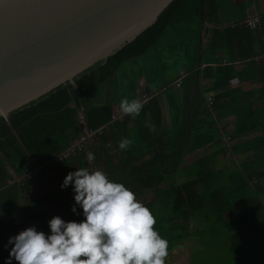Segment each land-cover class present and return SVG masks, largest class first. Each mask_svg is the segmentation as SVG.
Masks as SVG:
<instances>
[{"label": "trees", "instance_id": "16d2710c", "mask_svg": "<svg viewBox=\"0 0 264 264\" xmlns=\"http://www.w3.org/2000/svg\"><path fill=\"white\" fill-rule=\"evenodd\" d=\"M219 1L173 0L153 26L115 55L77 76L75 85L64 84L14 111L8 119L0 118V264H4L7 256L3 245L9 235L30 225L47 233V220L53 215L65 220L83 218L69 210L73 203L71 185L64 189L59 185L64 175L75 168L92 169L84 159L85 153L77 152L55 167L47 164L80 134L79 112L83 113L89 129L100 130L91 150L95 154L93 168L102 169L110 179L125 183L153 211L154 227L168 240L169 253L198 240V246L190 247V254H196L217 243L213 237L216 235L220 244L217 250L222 252L221 264H264V175L253 186L249 183L264 170V135L256 139L257 147L251 148L255 157L245 160L234 172L224 174L216 170L210 159L214 154L190 165L189 173L179 171L183 156L220 142L217 126H223L230 116L235 117L233 139L264 132V105H257L251 100V93L243 91L240 85L230 88L235 79L236 84L264 79V58L262 63L254 60L264 54V18L260 16L258 24L261 31L246 25L252 16L245 14V6L233 7L236 18L232 22L226 17L222 19L220 15L229 16L230 11L222 10ZM204 37L207 44L201 53ZM219 54L226 57L227 64L213 71L207 64L217 62ZM132 62L141 63L140 73H129L128 64ZM236 62L242 66H233ZM204 64L206 68L202 72ZM182 65L187 71L183 72L184 76L179 73ZM121 74L124 77L120 80ZM142 75L147 85L156 88L176 78L183 87L181 104L175 102L174 91L166 88L174 112L170 133L165 136L163 107L158 95L143 104L138 116L127 115L123 122L113 121L114 104L119 105L121 98H136ZM206 76L212 83L200 89V81ZM119 81L124 85H118ZM110 86L115 89L113 95L107 93ZM211 93L215 94V102L210 109L206 97ZM145 120L154 125L153 131L145 126ZM108 134L116 142V151L121 137L132 140L127 150H120L127 161L113 164L104 160L103 147ZM154 146L165 154L137 165L140 155ZM221 149L226 152L229 147L224 144ZM230 149L233 154L241 151L237 144ZM35 169L38 170L32 177L57 172L60 179L51 181L55 182L51 193L28 200L26 194L32 183L28 175ZM166 174L170 178H165ZM175 174L178 175L172 176ZM166 183L167 187L163 188ZM63 200L64 206L52 207Z\"/></svg>", "mask_w": 264, "mask_h": 264}, {"label": "water", "instance_id": "95a60500", "mask_svg": "<svg viewBox=\"0 0 264 264\" xmlns=\"http://www.w3.org/2000/svg\"><path fill=\"white\" fill-rule=\"evenodd\" d=\"M173 0H0V118L105 61Z\"/></svg>", "mask_w": 264, "mask_h": 264}, {"label": "clouds", "instance_id": "9594fccd", "mask_svg": "<svg viewBox=\"0 0 264 264\" xmlns=\"http://www.w3.org/2000/svg\"><path fill=\"white\" fill-rule=\"evenodd\" d=\"M142 108L136 98L119 101L120 111L132 117ZM145 126L154 130L148 120ZM131 144L130 138L121 137L117 147L127 150ZM84 159L93 161L95 154L89 151ZM69 185L73 198L69 210L83 218L53 215L47 220V233L30 225L9 235L3 245L4 264H166L168 240L154 227L153 211L130 187L87 166L64 175L59 187Z\"/></svg>", "mask_w": 264, "mask_h": 264}, {"label": "crops", "instance_id": "0c3cea01", "mask_svg": "<svg viewBox=\"0 0 264 264\" xmlns=\"http://www.w3.org/2000/svg\"><path fill=\"white\" fill-rule=\"evenodd\" d=\"M219 2H220L222 10L229 9V11H230L229 16H226L225 13L224 14L222 13V15H220V18L225 19V17H226L227 19L231 20V22H232V20L234 18H236L235 16H233V14H234L233 10L235 8H241L242 6L241 7L238 6V0H229V1L220 0ZM233 7H235V8L233 9ZM245 8H246L245 14L247 16L257 15V16H262V18H264V0H250L248 2V4L245 5ZM255 30L261 31V26ZM260 40H263V39L261 38ZM203 41H204V44H203V47L201 49V53H204V51H205V46L207 44L206 37L203 38ZM255 51L256 52L258 51L260 53V49L255 48ZM259 55H257V57H255L254 60L257 63H262V61H263L262 58H264V54L261 53ZM217 60H218L217 61L218 63L214 62V63L207 64V65L211 66L213 71L219 65L227 64L226 63V57L223 54H219L217 56ZM140 65H141V63L139 65L134 64V62H132V64L129 63L128 64L129 73L135 74L138 71L140 73ZM205 65L206 64H204L201 67L202 72L206 68ZM233 66H235L236 68H240L242 66V64L239 62H236L233 64ZM181 72H187L184 65H182L179 68V73H181ZM179 73H178V77L180 76ZM173 79H174V77H172V80ZM176 80L178 81V79L176 78L173 81H169V83L165 82L164 84H162L158 88H156V86L153 87V85H147L146 77L144 75H142L140 77V80L138 82V86L136 88V93H135L136 98L139 99L142 102V104H146L151 98H153L154 96H157V95H158L157 97H159L161 99V105L163 107V115H164V117H163L164 127L162 128L163 136L170 133L169 130L171 129L172 114L174 112L173 107H171V105L168 101L170 98L168 96H166V94H168L166 88L170 87L174 91L175 102L177 104H181L184 102V96H183L184 90L182 89L183 87L177 86ZM211 83H212L211 79L208 76H206V78H203L200 81L199 88L205 89V88L209 87L211 85ZM236 83H237V80L236 79L233 80L231 82V86H233V87H230V88H234L235 86L240 85L241 88L243 89V91L251 93V95H252L251 100L256 101L257 102L256 104L259 106L264 105V79L263 80H257L256 79V80L248 81L245 83H238V84H236ZM262 88H263V90H262ZM190 90L193 91V87ZM214 95L215 94L211 93V94H208L207 97L208 96H214ZM144 98H146V99H144ZM262 107H264V106H262ZM113 117H114L113 121H118V122H123V120L125 118H127V114H123L120 111L119 105L117 102L114 104V107H113ZM234 121H235V117L230 116V117L225 119L223 126H220V125L217 126L218 131H219V135H220V142L217 143V141H215V142L211 143L210 145H208L207 147H204V148L199 149L193 153H189V154L183 156V158L181 159L180 164H179L180 173H185V170L188 171V167L190 165H192L196 161H199V160H201V159H203V158H205L211 154H214V156H210V159H211V161H214L216 170H222V172L224 174L238 170V168L241 166L240 165L241 163H243L245 160H248L252 157H255V152H253V150H251V148H253V146L255 148L257 147L258 144H256V143L258 141H256V139L258 137L264 135V132L263 131H256V132H252V133L248 134L247 136H243L241 138L239 137L237 139H233L234 138L233 136L235 134ZM131 127H132V124L129 125V129ZM163 142H165V143L167 142V137L163 138ZM115 143L116 142H113V140H112V136L110 137V135L108 134V138L106 140L105 147H103V150L105 151V152H103L104 160L106 162H111L113 164H116V162L127 161L122 156L120 150L119 151L115 150V146H116ZM224 144L229 147V149L226 152L221 149ZM236 144L239 146L241 151L238 154H233L232 150L230 149V146H233ZM160 154H165L164 150L160 151V148L154 146L153 149L149 148L148 151H146L144 154L140 155V157L136 160L135 163L137 165H142V164L148 163V161H150L153 158L160 159L162 157V156L161 157L159 156ZM258 154H260V153H258ZM187 173H189V171ZM58 175L59 174L57 172L50 173L49 175L46 173L45 174L40 173L39 175L37 174L36 176L31 177L30 180H32V183L29 186L30 189L26 194L27 199H28L30 193L33 190L37 189L38 185L48 184L53 179H56V181L58 179H60V177ZM177 175L178 174H175L172 176H177ZM262 175H264V170L262 172H258L256 174V176H253L250 179V182H249L250 185H252L253 183H258V179H260V177ZM164 177L170 178V176L167 174ZM188 177L189 176L187 175V178ZM184 179H185V176L183 175L182 180H184ZM51 183H53L51 189H48V191H46L47 188L42 189L44 192L40 190V192H43V193L38 195L37 197L33 196V198H35V199L41 198L42 196L47 195V194L51 193L53 190H55V182H51ZM166 187H167V183L163 186V188H166ZM40 188H44V186H40ZM28 200H30V199H28ZM57 203H59V202L53 203L52 207L57 209L60 205L64 206V204H65L64 200L59 205H57ZM262 206H263L262 208H264V202H263Z\"/></svg>", "mask_w": 264, "mask_h": 264}, {"label": "rangeland", "instance_id": "374dc122", "mask_svg": "<svg viewBox=\"0 0 264 264\" xmlns=\"http://www.w3.org/2000/svg\"><path fill=\"white\" fill-rule=\"evenodd\" d=\"M250 0H238V6H245L248 4ZM124 77V74H121L119 76L120 80ZM118 85H124V83L121 81L118 82ZM131 85V83H130ZM111 87V86H110ZM115 89L113 87L107 89V93H110L113 95V91ZM122 90V89H120ZM118 95V93H117ZM119 96V95H118ZM50 173H48L49 175ZM53 183H48V184H40L37 186L36 190H33L28 199H32L33 196L37 197L38 195L42 194L44 191L42 189H48L52 188ZM40 186H44V188H40ZM43 191V192H40ZM199 228V227H198ZM217 243H213L214 245L212 246H207L206 249H204L201 252H198L196 254L191 255L190 254V249L193 247L198 246V240L191 241L190 243L187 244V246H180L177 247L175 250L169 253L168 257L166 258V262L170 264H221L223 262L222 259V252H218V246L219 244V238L218 236L214 235L213 236ZM191 247V248H190ZM216 249V250H215ZM192 260V261H191Z\"/></svg>", "mask_w": 264, "mask_h": 264}, {"label": "built area", "instance_id": "2783aa9c", "mask_svg": "<svg viewBox=\"0 0 264 264\" xmlns=\"http://www.w3.org/2000/svg\"><path fill=\"white\" fill-rule=\"evenodd\" d=\"M260 23V16H252L246 21V25L251 29H257ZM182 76L185 74L182 72ZM177 86H180V80L177 82ZM146 99V98H144ZM215 102L214 96H208L206 98L207 107L210 109ZM79 124H80V134L73 140L72 144L64 151L58 154H54L52 158L48 161L50 167H55L60 163L64 162L68 157L74 156L77 152H84L85 154L92 150L94 144L96 143L97 135L100 134V130H91L87 127L85 117L82 112L78 113ZM92 169V161H89ZM38 169H35L29 177H32Z\"/></svg>", "mask_w": 264, "mask_h": 264}]
</instances>
